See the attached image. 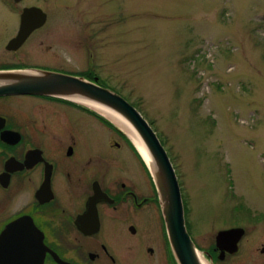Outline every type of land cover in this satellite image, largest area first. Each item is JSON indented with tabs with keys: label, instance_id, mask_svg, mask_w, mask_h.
<instances>
[{
	"label": "flooded vegetation",
	"instance_id": "af4514ba",
	"mask_svg": "<svg viewBox=\"0 0 264 264\" xmlns=\"http://www.w3.org/2000/svg\"><path fill=\"white\" fill-rule=\"evenodd\" d=\"M23 2L0 0V87L46 71L112 84L98 33L75 32L85 55L69 63L38 36L55 17ZM184 214L209 263L264 264V238L247 249L246 226L202 230ZM233 228L244 229L235 253L217 243ZM0 264H179L153 177L124 133L62 97L0 94Z\"/></svg>",
	"mask_w": 264,
	"mask_h": 264
},
{
	"label": "rangeland",
	"instance_id": "374dc122",
	"mask_svg": "<svg viewBox=\"0 0 264 264\" xmlns=\"http://www.w3.org/2000/svg\"><path fill=\"white\" fill-rule=\"evenodd\" d=\"M33 3L55 17L38 36L59 43L52 51L69 63L85 55L75 32L99 34L112 83L105 85L136 106L163 141L197 228L244 225L247 249L262 241L264 0L23 5Z\"/></svg>",
	"mask_w": 264,
	"mask_h": 264
},
{
	"label": "water",
	"instance_id": "95a60500",
	"mask_svg": "<svg viewBox=\"0 0 264 264\" xmlns=\"http://www.w3.org/2000/svg\"><path fill=\"white\" fill-rule=\"evenodd\" d=\"M31 13H35L34 9L25 10L26 15ZM21 83L0 87V94L24 92L62 97L100 114L124 133L153 177L167 218L172 250L179 264H212L200 254L187 232L180 185L169 156L154 130L134 106L113 90L73 75L46 71L29 75ZM104 112L123 121V125H128L137 139L116 125ZM140 145L146 152L140 150ZM243 233V228L222 230L217 235V243L222 249L227 248L235 253ZM225 242H229L230 246H226Z\"/></svg>",
	"mask_w": 264,
	"mask_h": 264
},
{
	"label": "bare ground",
	"instance_id": "6f19581e",
	"mask_svg": "<svg viewBox=\"0 0 264 264\" xmlns=\"http://www.w3.org/2000/svg\"><path fill=\"white\" fill-rule=\"evenodd\" d=\"M104 114L106 116H108L110 119H112V121H114V123L116 125H118L119 127L123 128L124 130H126V132H128L132 137L136 138V135L133 133V131L127 126L123 125V121H120L119 119L115 118L114 116L110 115L109 113L107 112H104ZM140 150L143 151V152H146V150L143 149L142 145L139 146Z\"/></svg>",
	"mask_w": 264,
	"mask_h": 264
}]
</instances>
